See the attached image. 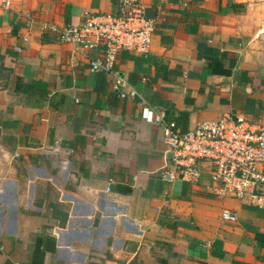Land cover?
<instances>
[{
	"label": "crops",
	"instance_id": "obj_1",
	"mask_svg": "<svg viewBox=\"0 0 264 264\" xmlns=\"http://www.w3.org/2000/svg\"><path fill=\"white\" fill-rule=\"evenodd\" d=\"M0 8V264H264V207L167 181L144 110L184 131L264 124V0H142L150 52L91 72L59 29L117 0ZM236 216L221 220L222 210Z\"/></svg>",
	"mask_w": 264,
	"mask_h": 264
},
{
	"label": "built area",
	"instance_id": "obj_2",
	"mask_svg": "<svg viewBox=\"0 0 264 264\" xmlns=\"http://www.w3.org/2000/svg\"><path fill=\"white\" fill-rule=\"evenodd\" d=\"M10 0H0L8 11ZM60 41L76 51H96L89 61L91 72L103 71L113 77L112 88L125 86L123 77L113 71L119 53L138 56L150 52L153 23L146 19L142 0H117L114 13L86 14L79 26L59 29ZM134 92H119L120 97ZM144 119L161 126L162 141L169 148L168 169L161 174L167 181L198 185L205 175L208 191L215 197H229L248 205L264 207V124L225 115L212 122H199L184 131L173 122L146 110ZM222 221L234 223L236 216L224 209Z\"/></svg>",
	"mask_w": 264,
	"mask_h": 264
}]
</instances>
